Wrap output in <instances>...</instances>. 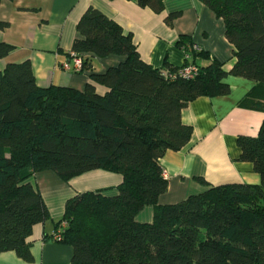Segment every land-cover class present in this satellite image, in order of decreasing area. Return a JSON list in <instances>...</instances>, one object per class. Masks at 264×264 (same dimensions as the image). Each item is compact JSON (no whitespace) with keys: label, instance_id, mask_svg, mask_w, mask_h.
<instances>
[{"label":"trees","instance_id":"trees-1","mask_svg":"<svg viewBox=\"0 0 264 264\" xmlns=\"http://www.w3.org/2000/svg\"><path fill=\"white\" fill-rule=\"evenodd\" d=\"M133 1L163 9V0ZM202 1L224 22L235 59L229 69L183 35L177 45L193 75L166 60L154 68L131 34L93 6L78 20L70 51L88 70L84 89L38 85L29 60L0 65V253L32 261L33 228L50 217L30 176L50 169L68 180L102 169L121 176L116 192H76L56 221L53 239L72 247L71 264H264V121L257 135L237 137L239 159L260 183H222L159 202L168 188L160 159L191 138L181 120L188 102L228 94L226 78L236 76L254 82L238 104L264 111V0ZM6 24L0 19V29ZM10 49L0 42V61ZM108 55L120 59L92 69L89 58ZM145 206L153 208L148 222L136 218Z\"/></svg>","mask_w":264,"mask_h":264},{"label":"crops","instance_id":"crops-1","mask_svg":"<svg viewBox=\"0 0 264 264\" xmlns=\"http://www.w3.org/2000/svg\"><path fill=\"white\" fill-rule=\"evenodd\" d=\"M88 6L129 32L141 57L154 68L162 67L165 60L173 66L189 65L182 45H177L181 35L222 62L225 69L234 64L233 46L225 37L224 22L202 0H163L160 12L133 0H0V19L7 23L0 29V42L11 45L0 65L29 60L38 85L84 89L88 70L76 69L77 56L70 51L73 40L80 36L77 22ZM169 15L171 24L165 20ZM105 57L89 58L92 69L103 71L120 59L115 55ZM226 81L231 87L228 94L197 97L181 110V120L192 126V134L185 146L167 150L160 159L168 180L167 190L159 196L160 203L178 202L212 185L260 183L252 164L239 159L237 137L257 135L264 111L238 104L253 81L236 76ZM97 89L103 91L101 86ZM29 181L41 193L50 217L33 228L32 261L9 250L0 253V264H71L72 247L53 239L66 201L74 193L87 190L114 193L121 176L96 169L66 180L47 169L36 172ZM152 215L153 208L145 206L136 218L148 222Z\"/></svg>","mask_w":264,"mask_h":264},{"label":"built area","instance_id":"built-area-1","mask_svg":"<svg viewBox=\"0 0 264 264\" xmlns=\"http://www.w3.org/2000/svg\"><path fill=\"white\" fill-rule=\"evenodd\" d=\"M74 65H75L76 69H80L82 66L81 58H79V57L75 58ZM194 71H195V68L193 66H186V67L182 68L179 71V73L181 75H185V76H192Z\"/></svg>","mask_w":264,"mask_h":264},{"label":"rangeland","instance_id":"rangeland-1","mask_svg":"<svg viewBox=\"0 0 264 264\" xmlns=\"http://www.w3.org/2000/svg\"><path fill=\"white\" fill-rule=\"evenodd\" d=\"M111 55H108V57H105V58H109ZM117 63V61L114 63V64H116ZM104 70V69H103ZM105 191H107V190H105ZM75 194V193H74Z\"/></svg>","mask_w":264,"mask_h":264}]
</instances>
